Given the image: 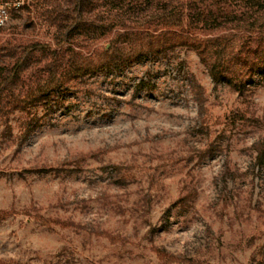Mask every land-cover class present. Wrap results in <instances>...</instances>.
Here are the masks:
<instances>
[{"label": "rangeland", "instance_id": "374dc122", "mask_svg": "<svg viewBox=\"0 0 264 264\" xmlns=\"http://www.w3.org/2000/svg\"><path fill=\"white\" fill-rule=\"evenodd\" d=\"M23 1L0 46L52 41L54 0ZM0 262L264 264V76L177 48L0 118Z\"/></svg>", "mask_w": 264, "mask_h": 264}, {"label": "trees", "instance_id": "16d2710c", "mask_svg": "<svg viewBox=\"0 0 264 264\" xmlns=\"http://www.w3.org/2000/svg\"><path fill=\"white\" fill-rule=\"evenodd\" d=\"M68 1L40 8L52 41L0 46L1 119L50 102L75 80L177 48L194 51L214 83L235 91L264 76V0Z\"/></svg>", "mask_w": 264, "mask_h": 264}, {"label": "built area", "instance_id": "2783aa9c", "mask_svg": "<svg viewBox=\"0 0 264 264\" xmlns=\"http://www.w3.org/2000/svg\"><path fill=\"white\" fill-rule=\"evenodd\" d=\"M23 5V0H0V28L8 23L11 12L18 11Z\"/></svg>", "mask_w": 264, "mask_h": 264}]
</instances>
